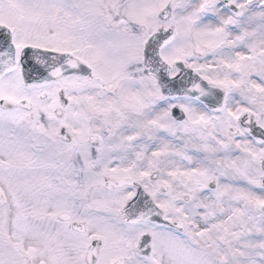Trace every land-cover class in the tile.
I'll list each match as a JSON object with an SVG mask.
<instances>
[{
    "label": "snow or ice",
    "instance_id": "6c2138e0",
    "mask_svg": "<svg viewBox=\"0 0 264 264\" xmlns=\"http://www.w3.org/2000/svg\"><path fill=\"white\" fill-rule=\"evenodd\" d=\"M0 264H264V0H0Z\"/></svg>",
    "mask_w": 264,
    "mask_h": 264
}]
</instances>
